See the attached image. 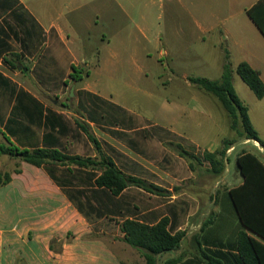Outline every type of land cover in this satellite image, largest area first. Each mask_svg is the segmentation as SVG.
I'll return each instance as SVG.
<instances>
[{
  "label": "crops",
  "instance_id": "obj_1",
  "mask_svg": "<svg viewBox=\"0 0 264 264\" xmlns=\"http://www.w3.org/2000/svg\"><path fill=\"white\" fill-rule=\"evenodd\" d=\"M260 1L0 0V146L56 150L96 162L103 156L126 175L158 188L151 193L130 187L114 196L96 186L100 170L22 162L21 173H13L12 182L0 189V246H6L0 264L16 263L11 251L15 225L24 235L38 236L18 243L27 264H134L138 251L123 241L122 223L133 219L155 225L163 218L174 233L186 234L180 249L163 253L157 264L169 259L246 264L239 235L264 240L242 224L230 195L244 178L238 172L226 189L215 190L220 178L211 166L184 155L200 156L197 152L204 149L214 153L221 139L208 146L193 142L197 151H190L183 145L185 132L171 123L139 124L114 114L107 106L112 98L93 84L92 74L139 66L141 56L156 65L166 57L176 75L202 68L222 73L228 54L234 72L247 62L264 81V58L254 52V40L264 49V35L253 31L257 26L248 15ZM182 76L190 85L188 75ZM145 142L156 148L153 158L140 152ZM175 147L183 150L184 176L167 158ZM10 157L0 155V171L12 162ZM198 166L209 173L210 187L202 185ZM55 231L61 236L79 231L80 236L62 237L60 251L54 252L51 234L44 233ZM93 233L99 237H90ZM138 257L135 264H145Z\"/></svg>",
  "mask_w": 264,
  "mask_h": 264
},
{
  "label": "trees",
  "instance_id": "obj_2",
  "mask_svg": "<svg viewBox=\"0 0 264 264\" xmlns=\"http://www.w3.org/2000/svg\"><path fill=\"white\" fill-rule=\"evenodd\" d=\"M248 15L264 35V0L254 5L248 11ZM235 72L258 99L264 97V81L259 71L249 63L241 62ZM233 73L229 55L226 54L222 73L218 80L192 77L189 78V81L195 87L218 99L231 119V129L239 137L257 142L264 148V140L260 138L251 121L249 108L236 93ZM81 127L88 138L97 145V140L90 134L89 129L83 125ZM236 143V140L223 139L220 148L214 153L206 151L198 156L185 152L184 155L199 164L208 163L213 175L216 178H221L229 162L228 151L234 148ZM0 155H10L19 160L15 170L17 174L21 173L22 162L36 167L51 164L75 165L100 170L101 175L96 178V186L107 189L114 196H119L130 187H137L151 193L158 189L143 179L126 175L110 158L103 156L99 162H96L92 158L70 156L56 150H18L2 146H0ZM236 162L237 170L244 178V182L230 190L233 204L242 224L264 240V163L251 152H243L237 157ZM11 182L12 174L8 171H0V188ZM121 230L124 233L123 241L140 252L145 264H157L158 257L163 253L179 250L186 234L185 232L174 233L168 218H163L155 225L127 219L122 223ZM239 250L246 264H264V244L245 232L239 235ZM179 261V259H169L162 264H177Z\"/></svg>",
  "mask_w": 264,
  "mask_h": 264
},
{
  "label": "rangeland",
  "instance_id": "obj_3",
  "mask_svg": "<svg viewBox=\"0 0 264 264\" xmlns=\"http://www.w3.org/2000/svg\"><path fill=\"white\" fill-rule=\"evenodd\" d=\"M258 30L257 27L253 29L257 34L259 32ZM254 44V52H261L264 58V49H261L255 40ZM141 57V64L139 66L126 64L123 70H106L99 74L92 72L93 84H97L98 89L103 94L112 98V103H107L110 111H113L114 114H118L119 116L122 114L125 117L129 116L136 123L139 122V124L148 123L153 125V123H157L159 125L169 126L171 123L182 134L185 132L188 140H184L183 145L187 150L190 149V151H197L193 146V142H200L208 146L218 138L221 139V143L223 139L236 140L237 143L234 145V148L228 151L229 162L215 190L222 191L229 186L231 179L233 182L235 174L238 173L236 160L243 152L256 154L264 161V148L257 142L246 140L245 137H239L231 129V119L218 99L206 92L203 95L202 91L192 85L190 81V85L187 86L185 80L182 79V75L187 74L189 78L204 77L211 80H218L221 71L202 68L192 72L186 70L179 71L176 72V75L166 66L168 60L166 57H162V62L158 65H156L154 60L149 61L146 56ZM262 62L261 71L264 79V59ZM234 85L237 95L249 108V115L258 135L264 140V97L258 99L236 72H234ZM149 143L145 142L141 144L139 146L141 149L140 152L153 158L152 155L156 148ZM182 151L179 147H175L173 149V156L167 155L168 160L171 161L174 169H176L178 176L186 175L183 167L184 161L180 157ZM206 151L207 149H204L197 153L204 154ZM10 160L12 162L10 164L5 163L4 169L1 171H8L13 175L17 169L19 160L13 156L10 157ZM13 163L15 166H13ZM196 174L202 176V178L204 177L202 185L208 183L209 187L212 185V182L209 180L210 175L206 170L202 171L198 166ZM3 201V196H0V203ZM102 225L103 223L97 224L96 229L98 230ZM19 228V226L15 225L12 231V245L15 247L11 251L16 257L15 264H27L21 254L18 243L22 244L25 239L33 240L38 236L33 232L24 235ZM76 232L77 234L73 231H68L61 236L55 231L53 233H44V235L51 234L49 237L51 239L50 250L58 252L61 249L59 240L62 237L65 240H71L80 236L79 231ZM90 237L96 238L99 236L93 233ZM5 247L2 244L0 251H3ZM139 254L140 252L134 253V264L137 262Z\"/></svg>",
  "mask_w": 264,
  "mask_h": 264
}]
</instances>
